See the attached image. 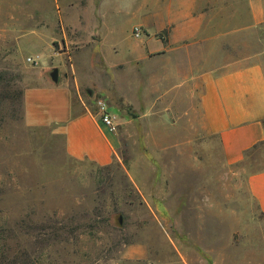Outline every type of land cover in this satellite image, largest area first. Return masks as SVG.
Masks as SVG:
<instances>
[{
  "label": "rangeland",
  "instance_id": "obj_1",
  "mask_svg": "<svg viewBox=\"0 0 264 264\" xmlns=\"http://www.w3.org/2000/svg\"><path fill=\"white\" fill-rule=\"evenodd\" d=\"M141 1L0 0V264H264L246 181L264 145L228 164L176 91L156 90L153 63L168 58L147 43L163 35L126 13ZM253 38L264 61V25L240 41ZM55 84L77 110L106 104L109 165L69 157L55 125L26 124L24 92Z\"/></svg>",
  "mask_w": 264,
  "mask_h": 264
},
{
  "label": "crops",
  "instance_id": "obj_2",
  "mask_svg": "<svg viewBox=\"0 0 264 264\" xmlns=\"http://www.w3.org/2000/svg\"><path fill=\"white\" fill-rule=\"evenodd\" d=\"M151 2L146 6L142 0L126 13L130 19L146 21V26L152 25L153 32L164 37L147 42L168 58L165 63H153L156 90L160 93L168 83V92L176 91L177 100L185 105L179 115L188 117L191 110L204 136L218 141L228 164L247 161L252 151L264 145V61L256 51V39L242 42L240 38L255 36L264 25V0ZM239 43L246 47L241 50ZM241 51L246 53L234 54ZM78 106L80 110L72 89L65 85L32 88L23 95L28 126L55 125L69 157L109 165L118 138L96 114ZM246 181L264 215V168L250 172Z\"/></svg>",
  "mask_w": 264,
  "mask_h": 264
},
{
  "label": "built area",
  "instance_id": "obj_3",
  "mask_svg": "<svg viewBox=\"0 0 264 264\" xmlns=\"http://www.w3.org/2000/svg\"><path fill=\"white\" fill-rule=\"evenodd\" d=\"M96 106L98 109V120L105 126L107 127V129L109 131H114L115 130V126L113 124L112 121V116L108 113V108L106 106V104L99 100L98 102H96Z\"/></svg>",
  "mask_w": 264,
  "mask_h": 264
},
{
  "label": "water",
  "instance_id": "obj_4",
  "mask_svg": "<svg viewBox=\"0 0 264 264\" xmlns=\"http://www.w3.org/2000/svg\"><path fill=\"white\" fill-rule=\"evenodd\" d=\"M52 78H53V80H54V81H56V80H57V72H56V71L53 73V76H52Z\"/></svg>",
  "mask_w": 264,
  "mask_h": 264
}]
</instances>
